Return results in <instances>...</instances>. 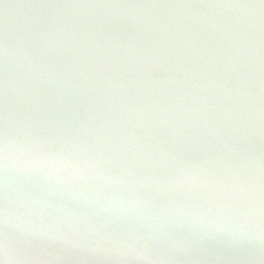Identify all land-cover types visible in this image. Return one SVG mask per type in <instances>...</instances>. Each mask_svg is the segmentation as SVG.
<instances>
[{
  "label": "water",
  "instance_id": "water-1",
  "mask_svg": "<svg viewBox=\"0 0 264 264\" xmlns=\"http://www.w3.org/2000/svg\"><path fill=\"white\" fill-rule=\"evenodd\" d=\"M0 264H264V0H0Z\"/></svg>",
  "mask_w": 264,
  "mask_h": 264
}]
</instances>
